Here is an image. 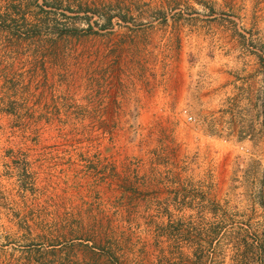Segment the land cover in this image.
<instances>
[{
    "label": "rangeland",
    "instance_id": "rangeland-1",
    "mask_svg": "<svg viewBox=\"0 0 264 264\" xmlns=\"http://www.w3.org/2000/svg\"><path fill=\"white\" fill-rule=\"evenodd\" d=\"M39 5L0 0V264H264V0Z\"/></svg>",
    "mask_w": 264,
    "mask_h": 264
},
{
    "label": "built area",
    "instance_id": "built-area-1",
    "mask_svg": "<svg viewBox=\"0 0 264 264\" xmlns=\"http://www.w3.org/2000/svg\"><path fill=\"white\" fill-rule=\"evenodd\" d=\"M184 115L186 116V118H187L189 121H192V117L189 116V115L187 114V112H185Z\"/></svg>",
    "mask_w": 264,
    "mask_h": 264
},
{
    "label": "trees",
    "instance_id": "trees-1",
    "mask_svg": "<svg viewBox=\"0 0 264 264\" xmlns=\"http://www.w3.org/2000/svg\"><path fill=\"white\" fill-rule=\"evenodd\" d=\"M34 1L36 2L37 6H40V5H39V1H40V0H34Z\"/></svg>",
    "mask_w": 264,
    "mask_h": 264
}]
</instances>
